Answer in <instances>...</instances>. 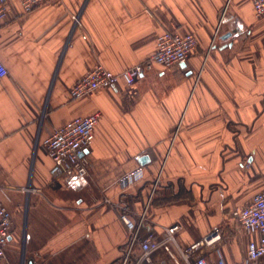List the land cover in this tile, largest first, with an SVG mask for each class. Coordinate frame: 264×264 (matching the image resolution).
Listing matches in <instances>:
<instances>
[{
	"label": "crops",
	"instance_id": "1",
	"mask_svg": "<svg viewBox=\"0 0 264 264\" xmlns=\"http://www.w3.org/2000/svg\"><path fill=\"white\" fill-rule=\"evenodd\" d=\"M7 2L0 202L12 223L0 264H116L128 236L117 200L145 213L140 240L174 223L195 239L218 228L227 264L244 257L249 235L232 210L264 190V16L251 0H49L26 12ZM165 30L196 38L185 62L70 97L97 64L118 73L144 61ZM95 111L88 173L53 177L43 140ZM143 264L169 261L158 248Z\"/></svg>",
	"mask_w": 264,
	"mask_h": 264
},
{
	"label": "built area",
	"instance_id": "2",
	"mask_svg": "<svg viewBox=\"0 0 264 264\" xmlns=\"http://www.w3.org/2000/svg\"><path fill=\"white\" fill-rule=\"evenodd\" d=\"M18 1L26 12L49 0ZM251 4L255 16L263 17L264 0H251ZM7 12V0H0V22L5 19ZM196 45L197 40L191 33L181 34L165 30L157 36L155 50L144 61L128 66L118 73L97 64L70 86V97L79 98L101 87L115 88L119 82L130 85L142 74L146 65L168 67L185 62ZM6 73L7 68L0 60V76ZM99 116L98 111L76 116L54 128L52 133L43 140L45 150L52 160L50 174L53 177L70 173L85 176L88 173L85 152L91 145L94 127ZM139 158L140 155L135 156V159ZM141 176L142 167L138 165L123 174L119 181L123 187L131 186ZM112 205L118 211L119 218L128 232L124 251L116 264H129L136 246L140 254L133 264H143L151 252L158 248L164 251L169 264H227L222 250L216 244L221 238L218 228L195 239L187 232L186 225L174 223L163 227L158 237L149 236L140 240L139 228L146 219L145 213L133 214L122 200L112 202ZM232 215L249 235L246 255L233 261L232 264H264V190L255 193L247 204L233 209ZM11 223L12 213L0 202V258L7 257Z\"/></svg>",
	"mask_w": 264,
	"mask_h": 264
},
{
	"label": "rangeland",
	"instance_id": "3",
	"mask_svg": "<svg viewBox=\"0 0 264 264\" xmlns=\"http://www.w3.org/2000/svg\"><path fill=\"white\" fill-rule=\"evenodd\" d=\"M220 234H221V232H220ZM224 237H225V236H223V235L221 234V238L218 240V242H220L221 240L224 241V240H223ZM218 242H217V243H218ZM217 243H216V244H217Z\"/></svg>",
	"mask_w": 264,
	"mask_h": 264
},
{
	"label": "water",
	"instance_id": "4",
	"mask_svg": "<svg viewBox=\"0 0 264 264\" xmlns=\"http://www.w3.org/2000/svg\"><path fill=\"white\" fill-rule=\"evenodd\" d=\"M143 159V158H142ZM32 263V260L30 259V260H28V263L27 264H31Z\"/></svg>",
	"mask_w": 264,
	"mask_h": 264
}]
</instances>
